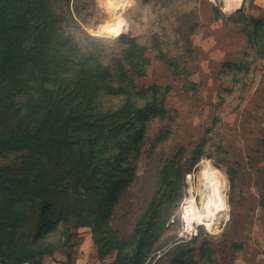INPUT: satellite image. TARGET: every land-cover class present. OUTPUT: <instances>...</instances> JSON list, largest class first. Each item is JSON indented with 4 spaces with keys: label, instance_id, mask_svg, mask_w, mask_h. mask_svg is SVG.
I'll return each mask as SVG.
<instances>
[{
    "label": "rangeland",
    "instance_id": "rangeland-1",
    "mask_svg": "<svg viewBox=\"0 0 264 264\" xmlns=\"http://www.w3.org/2000/svg\"><path fill=\"white\" fill-rule=\"evenodd\" d=\"M17 1L32 21L0 36L5 251H45L28 264H264V58L234 21H264V0ZM206 160L226 185L212 225L194 219ZM40 198L77 217L36 250Z\"/></svg>",
    "mask_w": 264,
    "mask_h": 264
},
{
    "label": "trees",
    "instance_id": "trees-1",
    "mask_svg": "<svg viewBox=\"0 0 264 264\" xmlns=\"http://www.w3.org/2000/svg\"><path fill=\"white\" fill-rule=\"evenodd\" d=\"M32 21L30 8L19 3L17 0H1L0 1V36H7L14 31L25 28ZM234 21L238 25L244 23H250L252 25V32L250 35V43L260 58H264V21L263 20H251L248 19L243 12L234 14ZM5 73L4 68L0 71V75ZM103 76L95 74V81L98 83L99 79ZM77 86L81 87L80 91L84 90L81 79L78 80ZM81 96V92H78ZM86 97V95L82 96ZM139 113L146 116L148 115L150 108H142ZM124 128H120L119 132ZM86 174V173H85ZM25 187V186H24ZM43 197V195H41ZM41 199V198H40ZM76 214H67L60 209L58 203L49 198L41 199L40 211L37 215V230L35 233V239L33 245L36 250L41 249L44 245L42 241H46L48 233L50 231H58L63 224L66 228L72 226L76 222ZM39 243L40 245L36 244ZM60 247L64 245L60 244ZM51 253V252H50ZM45 254V251L37 250L35 252L28 253L26 255H20L16 257L10 256L4 248L3 243L0 241V263L1 264H26L29 260H36V258ZM40 255V256H39ZM3 262V263H2ZM178 264H197L194 260L180 261Z\"/></svg>",
    "mask_w": 264,
    "mask_h": 264
},
{
    "label": "bare ground",
    "instance_id": "bare-ground-1",
    "mask_svg": "<svg viewBox=\"0 0 264 264\" xmlns=\"http://www.w3.org/2000/svg\"><path fill=\"white\" fill-rule=\"evenodd\" d=\"M241 2L243 1L232 0L228 2V4L236 8L241 4ZM199 177V192L202 199V207L198 210L194 219L198 221L203 220L204 222H207L208 225L216 224L219 217L227 210V202L225 200L226 185L224 177L222 176L221 171L215 169L208 160L202 163L199 171ZM186 214L189 221H191L193 216H191V214L187 211ZM188 225L190 226L191 224Z\"/></svg>",
    "mask_w": 264,
    "mask_h": 264
},
{
    "label": "built area",
    "instance_id": "built-area-1",
    "mask_svg": "<svg viewBox=\"0 0 264 264\" xmlns=\"http://www.w3.org/2000/svg\"><path fill=\"white\" fill-rule=\"evenodd\" d=\"M1 264V263H0ZM26 264H28V263H26Z\"/></svg>",
    "mask_w": 264,
    "mask_h": 264
},
{
    "label": "water",
    "instance_id": "water-1",
    "mask_svg": "<svg viewBox=\"0 0 264 264\" xmlns=\"http://www.w3.org/2000/svg\"><path fill=\"white\" fill-rule=\"evenodd\" d=\"M3 263V262H2Z\"/></svg>",
    "mask_w": 264,
    "mask_h": 264
}]
</instances>
